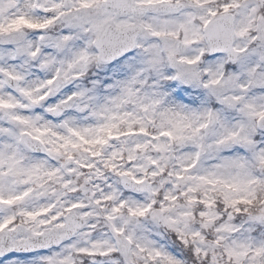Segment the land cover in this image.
<instances>
[{"label":"snow or ice","instance_id":"6c2138e0","mask_svg":"<svg viewBox=\"0 0 264 264\" xmlns=\"http://www.w3.org/2000/svg\"><path fill=\"white\" fill-rule=\"evenodd\" d=\"M0 264H264V0H0Z\"/></svg>","mask_w":264,"mask_h":264}]
</instances>
